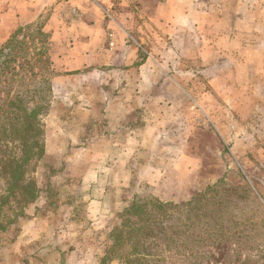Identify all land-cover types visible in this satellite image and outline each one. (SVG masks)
Here are the masks:
<instances>
[{
  "label": "rangeland",
  "instance_id": "1",
  "mask_svg": "<svg viewBox=\"0 0 264 264\" xmlns=\"http://www.w3.org/2000/svg\"><path fill=\"white\" fill-rule=\"evenodd\" d=\"M86 1L122 19L141 62L149 52L163 58L174 80L163 133H127L141 117L113 129L97 99L107 74L59 83L54 76L70 73L55 66L45 153L26 167L34 201L10 195L0 173V264H100L134 200L179 204L214 186L233 199L232 218L264 261V0ZM62 2L0 0V47L19 26L54 20Z\"/></svg>",
  "mask_w": 264,
  "mask_h": 264
},
{
  "label": "trees",
  "instance_id": "2",
  "mask_svg": "<svg viewBox=\"0 0 264 264\" xmlns=\"http://www.w3.org/2000/svg\"><path fill=\"white\" fill-rule=\"evenodd\" d=\"M52 48L41 23L19 26L0 47V173L10 195L22 192L29 202L36 194L26 167L45 153L41 115L54 88ZM231 202L216 186L179 204L138 198L111 230L100 264H264L245 223L232 218Z\"/></svg>",
  "mask_w": 264,
  "mask_h": 264
},
{
  "label": "crops",
  "instance_id": "3",
  "mask_svg": "<svg viewBox=\"0 0 264 264\" xmlns=\"http://www.w3.org/2000/svg\"><path fill=\"white\" fill-rule=\"evenodd\" d=\"M62 1L59 8L64 5L63 13L56 12L54 20L49 19L44 26L52 36V51H56L52 53L54 67L70 73L58 74L54 81L61 83L70 76L86 78L84 71L106 73L97 98L99 106L106 110L105 122L118 132H126L141 117V127L127 133H143V139L151 131L161 135L164 120L160 110L168 101L166 82L174 81L166 73L163 58L149 52L141 62V42L130 41L126 24L114 14L107 18L100 10L101 4L96 7L86 0L81 4L76 0ZM100 92L108 94L103 97ZM118 136L119 133L114 134V138Z\"/></svg>",
  "mask_w": 264,
  "mask_h": 264
}]
</instances>
